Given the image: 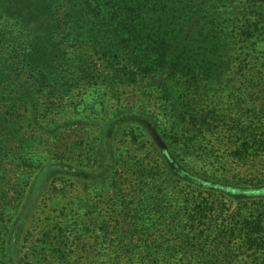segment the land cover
I'll use <instances>...</instances> for the list:
<instances>
[{
	"label": "trees",
	"instance_id": "1",
	"mask_svg": "<svg viewBox=\"0 0 264 264\" xmlns=\"http://www.w3.org/2000/svg\"><path fill=\"white\" fill-rule=\"evenodd\" d=\"M81 88L101 100L59 122L97 124L101 153L32 177L6 264L50 176L74 219L54 264H264V0H0V100Z\"/></svg>",
	"mask_w": 264,
	"mask_h": 264
},
{
	"label": "rangeland",
	"instance_id": "2",
	"mask_svg": "<svg viewBox=\"0 0 264 264\" xmlns=\"http://www.w3.org/2000/svg\"><path fill=\"white\" fill-rule=\"evenodd\" d=\"M91 61L92 59L89 60L90 63ZM96 67L98 68L99 65L97 64ZM14 79L15 76L12 75L10 80ZM5 91H2L0 96L8 94ZM120 91L123 92V98L128 105L136 100L133 97L132 88ZM100 93L101 91L94 93L93 90L81 88L60 101L45 90L38 92L34 97L35 101L26 105L0 100V264L7 262L5 251L10 244L9 234L12 233L22 215L27 190L33 182L32 177L41 170L46 161L61 158L63 162L67 161L72 166H79L86 157L89 158L93 153L100 152L97 146L98 141L95 140L99 137V131H96L97 124L96 127L94 123L87 125L84 122L76 123L74 120L62 124L59 122L61 114L57 110L67 106L66 103H71L72 107L78 110L84 106L83 102L75 106L81 99L92 100L91 104H97V101L101 100ZM77 95L81 96L77 97ZM34 104L38 107L37 113L33 111ZM89 141L92 143L91 147L96 144L98 149L90 152L89 145L81 150L76 146L79 143L86 145ZM93 166L97 167L96 164ZM50 177L43 179L41 182L43 192L35 197L29 213L19 227L17 226L20 233L16 236L15 252H17L16 259L19 264H34L38 252L35 248L40 244L38 241L43 231H51V234L46 243L47 253L39 264H54L55 259L49 250L55 243V233L62 230L63 234H68L69 230H72L74 219L70 207L66 206L67 201H62V196L58 192L59 184L52 182ZM75 177L80 178L81 181L89 179L88 184L94 187L101 181L97 176L74 175ZM23 180H27L28 185L21 193V187L24 186ZM66 182L71 184L74 180L67 178ZM80 184L77 183V185ZM61 201L63 205L58 207ZM99 220V217L92 218V226Z\"/></svg>",
	"mask_w": 264,
	"mask_h": 264
}]
</instances>
